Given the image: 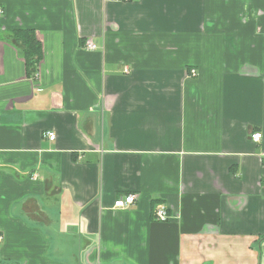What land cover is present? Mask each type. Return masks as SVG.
Here are the masks:
<instances>
[{"label": "crops", "instance_id": "crops-1", "mask_svg": "<svg viewBox=\"0 0 264 264\" xmlns=\"http://www.w3.org/2000/svg\"><path fill=\"white\" fill-rule=\"evenodd\" d=\"M0 236V264H264V0H0Z\"/></svg>", "mask_w": 264, "mask_h": 264}, {"label": "trees", "instance_id": "trees-1", "mask_svg": "<svg viewBox=\"0 0 264 264\" xmlns=\"http://www.w3.org/2000/svg\"><path fill=\"white\" fill-rule=\"evenodd\" d=\"M14 36L22 42L23 49L21 54L25 59L27 75L35 78L42 60V45L37 39L33 29H19Z\"/></svg>", "mask_w": 264, "mask_h": 264}, {"label": "built area", "instance_id": "built-area-1", "mask_svg": "<svg viewBox=\"0 0 264 264\" xmlns=\"http://www.w3.org/2000/svg\"><path fill=\"white\" fill-rule=\"evenodd\" d=\"M88 49L90 50H96L97 49V45L90 42L87 44L86 46ZM192 75L194 76L196 74L195 70L191 71ZM47 136H49L50 139H54L55 138V134L53 132H48ZM262 137L261 133H254L252 135V138L256 141H259L260 138ZM138 197L136 194H128L126 196L120 197L115 201L114 207L116 208H125L128 207L130 205H133L134 203H136ZM155 217L156 220L160 221V222H165L170 220L171 215L168 211L167 206H165L164 204H160L157 206L156 210H155ZM0 240H2V237L0 236Z\"/></svg>", "mask_w": 264, "mask_h": 264}, {"label": "rangeland", "instance_id": "rangeland-1", "mask_svg": "<svg viewBox=\"0 0 264 264\" xmlns=\"http://www.w3.org/2000/svg\"><path fill=\"white\" fill-rule=\"evenodd\" d=\"M62 240V239H61ZM70 241H72V239H69ZM67 246H70V245H67Z\"/></svg>", "mask_w": 264, "mask_h": 264}]
</instances>
